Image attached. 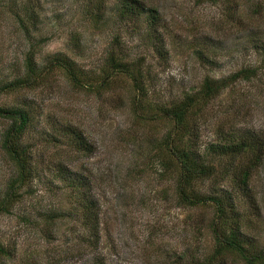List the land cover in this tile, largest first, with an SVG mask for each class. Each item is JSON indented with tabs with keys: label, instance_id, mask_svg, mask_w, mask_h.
<instances>
[{
	"label": "rangeland",
	"instance_id": "1",
	"mask_svg": "<svg viewBox=\"0 0 264 264\" xmlns=\"http://www.w3.org/2000/svg\"><path fill=\"white\" fill-rule=\"evenodd\" d=\"M124 1L97 6L99 0H0V81L23 71L34 44L41 68L65 55L94 84V89L78 88L63 69H52L39 86L0 93V106L26 102L32 109L21 139L31 154L32 176L11 210L0 211V244L8 250L0 264H208L213 259L215 205L180 203V172L161 148L174 120L158 105H178L188 94L198 95L208 77L258 67L256 77L239 79L201 103L191 128L200 155L223 133H246L247 141L255 139L264 148V0H138L145 10L123 16ZM25 3L28 29L18 19ZM112 50L144 64L143 99L121 73H114L109 87L100 86ZM9 124L0 116V199L17 173L2 147ZM68 124L87 138L89 151L75 148L74 137L64 133ZM254 150L235 158L208 157L216 174L193 185L234 205L247 244L260 248L264 156L251 167L246 184L238 172L250 167ZM86 197L98 213L97 235L82 224ZM211 264L242 263L228 253Z\"/></svg>",
	"mask_w": 264,
	"mask_h": 264
},
{
	"label": "trees",
	"instance_id": "2",
	"mask_svg": "<svg viewBox=\"0 0 264 264\" xmlns=\"http://www.w3.org/2000/svg\"><path fill=\"white\" fill-rule=\"evenodd\" d=\"M106 2L107 0H99L97 6H104ZM123 6V16L132 14L136 11L140 12V10L144 11L146 8L138 0H125ZM21 7H23L21 9L23 13L18 12L20 15H18V19L21 27L28 29L25 16L30 12L29 3H25L21 5ZM101 16H104V12ZM29 17L32 19V14L28 15L27 18L29 19ZM98 17L97 14V19ZM35 46L36 45L32 44L31 49L26 54L23 71L19 75L14 76L11 80L0 81V93H13L24 87L39 86L42 82L46 81L45 78L48 79V73H51L52 69H63L66 76L78 88L94 87L93 83L88 81V79L86 80V73H83L77 68L74 65V61L65 55H56L53 60L47 62L45 66L41 68L35 56ZM261 46L264 47V45ZM261 50L260 47V51ZM105 63L107 69L100 75V86L109 87L114 73H121L129 76L133 80L135 89L142 95L141 97L143 99L146 94L145 80L147 76L146 68L145 71H143V63L132 59H124L122 56L115 53V50L109 53ZM258 70V67H250L240 69L226 78L213 79L208 77L204 80L203 88L198 95L190 93L178 105H158V108L163 110L167 118L171 117L174 120V125L161 139V148L163 147L164 152L169 154L170 160L174 163L173 166L180 172L176 185L180 203L189 206L213 203L216 208V214L210 225L215 235L216 252L214 253L212 261L210 259V263L208 264L215 262L221 255L225 259L228 253L233 257L234 261H240L242 264H264V246L258 248L247 244L245 233L242 230L241 219L240 217L235 218L232 214V212L236 210L235 206L226 204V201L217 195H206L197 192L193 185L195 181H202V179L216 174V166L211 162H206L208 157L213 158L215 154H217L216 156L240 157L243 150L250 147L255 149V160L251 162L250 167H243L241 171L238 170L242 183L246 184L251 173V167L253 169L255 164L257 165V163H261L263 160L264 148H260L262 144L256 143L255 139L247 141L244 138L246 133H243L244 135L239 137L223 133L221 136L222 140L211 143L209 147H207L206 154L200 155L194 149L198 135L196 130L192 133L191 128L193 127L192 123L196 121L194 118H196L198 112L202 110L200 107L201 103L209 102V100L216 97L223 88L228 87L239 79L248 80L256 77ZM134 99L136 100L138 97L135 96ZM25 104L30 106L26 102H24V104L18 103L11 107L0 106V116L8 119L10 123L8 128L4 131L2 147L10 160L17 166L16 175L9 181L5 189L4 197L0 199L1 212H9L11 210L14 204L22 197V189L32 176L31 154L29 153L28 147L21 143L22 136L32 122L31 106L27 107ZM64 131L65 134L74 137L75 148L78 151L87 152L90 150L87 138L79 132L78 128L68 124L64 126ZM193 136L196 137L195 140ZM204 156L206 157L205 159ZM162 162L165 166L168 165L165 161ZM75 180L79 182V180H81L80 176ZM77 184L78 187L81 186L80 182ZM82 185L85 186L86 183L82 181ZM86 201L87 202L83 205L82 224L84 228H89L92 234L97 235L99 234L98 213L93 201L88 197H86ZM7 253L8 250L0 244V257H4Z\"/></svg>",
	"mask_w": 264,
	"mask_h": 264
}]
</instances>
